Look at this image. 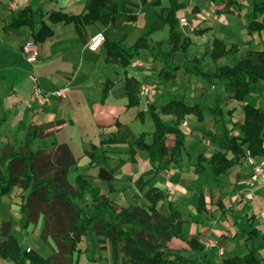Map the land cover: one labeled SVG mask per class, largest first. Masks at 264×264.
<instances>
[{
  "label": "trees",
  "instance_id": "16d2710c",
  "mask_svg": "<svg viewBox=\"0 0 264 264\" xmlns=\"http://www.w3.org/2000/svg\"><path fill=\"white\" fill-rule=\"evenodd\" d=\"M223 3L222 12L241 14L247 20V32L264 30V0L253 1L250 9L239 0H209ZM158 7L149 29L140 34L128 45L126 40L137 21V10L144 4ZM186 7L182 0H84L79 13H69L61 9H45L40 0H29L23 7L10 9V21L3 26L6 32L17 31L21 27L30 30L35 43L52 36V24L72 23L80 33V26L99 24L104 39L101 48L107 63H115L126 73L133 59L142 53L158 61L160 67L153 73L155 90L162 89L168 82H174L181 68L175 61L178 53H185L191 43L188 34L180 30L179 12ZM167 27V39L149 42V36L156 30ZM207 30L192 29L200 33ZM110 31L120 32L117 39L108 37ZM168 49L164 48L165 44ZM238 51V44H227L220 37L213 36L211 49L183 68L184 73L201 76L208 83L216 79L227 81L225 87L230 99L243 102V116L239 122L232 121L227 127L223 121L220 104L206 107L201 102L189 103L176 90L162 89L168 100L157 105L148 100L146 108L137 115L149 113L153 121L152 140L145 141L146 132L134 134L129 128L116 122V130L101 145L125 143L130 161H135L136 149L147 152L150 168L134 180L139 192L134 195L135 204L119 205L109 194L115 190V175L112 169L98 167L96 176L78 173L69 180V169L77 165V158L65 142L52 141L50 146L43 144L50 123L30 122L22 140L6 141L0 148V196H10L15 188L20 189L19 212L24 217L22 227H36L42 219L40 240L50 248V255L44 256L37 249L21 244L11 233V219L0 222V259L12 264H77L83 249L79 243L88 234L97 236L100 251L110 250L111 264H190L192 261L168 250L172 238L186 241L189 247L200 253L204 244L198 236L187 239L182 232L183 219L178 207L168 200L167 214L157 209L167 190L152 181V176L161 171L183 169L185 133L182 123L189 114H195L198 121L204 120L209 111L216 122L223 124L222 138L227 141L224 150L212 152L209 158L200 153L193 163L196 174H202L206 165L212 175L227 174L229 169L247 156L264 155V107L248 101L250 85L264 81V43L261 49H249L235 64H221L213 71L205 70L206 56L213 61L229 59ZM127 106L139 103V81L125 75ZM106 91V88H105ZM264 98V90L262 92ZM103 95H106L103 92ZM162 115L172 116L165 120ZM4 117H0L2 123ZM238 133H232L233 126ZM1 138V135H0ZM170 139V142H169ZM40 141L42 143H40ZM92 157V152H88ZM120 159V164H124ZM94 164V161H90ZM145 176H150L145 179ZM104 184V190L98 184ZM147 200L146 201H144ZM220 201V199H218ZM221 211L224 213L223 206ZM197 211L204 208V196L198 195ZM246 241L252 242L257 235L255 227L245 231ZM54 243V246L50 242ZM222 264H264V253L259 254L250 248L244 255H234L222 259Z\"/></svg>",
  "mask_w": 264,
  "mask_h": 264
},
{
  "label": "crops",
  "instance_id": "0c3cea01",
  "mask_svg": "<svg viewBox=\"0 0 264 264\" xmlns=\"http://www.w3.org/2000/svg\"><path fill=\"white\" fill-rule=\"evenodd\" d=\"M118 1L123 2L124 0ZM253 1L259 0H249L248 3L243 2L245 5H247V9H245V11L251 8L250 4ZM83 3L84 0H48V3L43 4V0H40V4L45 9L55 8L69 13H79L83 8ZM210 3L211 4L206 12L203 11L199 3L193 4V6L190 8V16H185L179 12V15L186 19L184 24L179 23L180 30L185 35H189L191 43L201 42L204 44V54L211 49L212 37L217 36V32L221 31L223 28L225 30L224 33L228 38L225 39V36L220 38H222L227 44H238V51L229 59L223 57L217 61H213L209 56H206L203 62L204 69L207 58L212 60L215 69L221 64H235L238 60L245 56L247 50L249 49H261L263 47L264 30L259 33L252 32L249 34L247 32V20L244 16L238 14L236 11L228 13L222 12L223 3L221 2ZM166 4L167 0H163V5ZM146 8H149L150 13L153 15L152 17L150 16L148 22L151 24L158 7H151L147 3L142 5L137 10L138 18L142 12L147 15V12L149 11H147ZM9 14L10 9L6 5V0H0V33L2 32L4 35L3 37L0 35V117H4L3 122L0 123L1 146H3L6 141H13L14 139L22 140L26 127L30 122L35 124L50 123L51 126L46 130V135L42 142L46 146H50L52 141L65 142L68 144L73 155L78 161L77 165L69 169V174L72 170H74L73 177H75L78 173H86L94 177L98 173L99 166H105L108 169H112L115 175V180L117 178L115 171L120 169L125 172L122 177V179L125 181L123 189L124 191L126 190L124 193H126V195L129 197L126 198V196L123 195V198L127 204L125 202L124 204H121L113 200L119 205L136 203L134 195L137 193L141 195L143 192L141 193L137 190L134 180L150 168L147 152L145 151V154L141 152L144 150L136 149L135 161L132 162L128 158V148L125 143L110 145L100 144L101 140L108 138L116 130V122H120L123 124V126L129 128L132 131L129 122L123 118L125 113L134 112V110H136L134 114L135 120L138 118L141 121V124L144 125L148 118L152 120L150 114L144 113L143 116H139L137 115V112L146 108L148 100H153L157 105H163L168 100V98L162 92V89L166 88L168 90H176L179 95L184 96L186 101L191 104L201 102L206 107H212L216 103L220 104L223 112V121L227 127L232 126V121L239 122L242 119L243 102L229 98L225 89L227 81L216 79L213 83H208L205 79H203L207 83H202L193 79V75L190 77L184 73L183 68L189 65L193 61L194 57H200L199 55H196L191 59L188 57L186 52L183 53L180 63L176 61L178 64H180L181 68L177 72L174 82H168L162 86V89H158L155 98L150 97L149 99L146 98L145 100L139 95L140 99L138 105L130 107L127 106L128 96L124 84L125 75L136 78L141 85L145 81H152L153 73L158 70L160 63L158 61L152 60L149 55L145 54L144 56V53L133 59L132 64L127 67L126 73H124V70L115 63H107L104 59L105 54L103 48L100 47L99 49V46L94 50L89 48L91 37L100 32L98 23L80 26V33L72 23L52 24L51 26L54 30L53 35L46 37L42 42L38 43L40 50V54L36 59L39 60V63L37 64L38 68H44L47 66V69L45 67V70L46 73L48 72L50 75L55 72L54 70H51L50 66H64L66 68V71L64 72L65 78L58 79L49 87H43L42 83L37 77L41 87L45 90H54L66 84L70 86V89L64 98H54L49 103L40 105L32 98L30 77L26 76V69L21 67L22 63L25 61L30 63L36 61H29L27 54L22 51L23 43L31 38L30 30L26 27H21L15 32H6L3 29V26L10 21ZM239 20H241L243 24H246V39L243 46L240 44L239 40L232 41L231 36H227V33L229 35V32L231 35L233 34L234 29H230V24L232 21L238 23ZM136 23L134 24V28L136 27ZM70 24L72 25L70 26ZM68 25L69 27H65ZM149 26L148 28H146L147 26H144V29L146 30L142 31L140 34L145 33L149 29ZM166 28L167 27H164L163 29ZM193 28H207V30L196 34L191 32ZM228 29H230V31H228ZM132 31L130 33H132ZM152 33L149 36V42L157 41L151 38ZM119 35L120 32L115 31H110L108 33V37L111 40L117 39ZM130 35L126 40L128 45L132 44L139 36L138 35L130 39ZM256 35L261 36L257 41V45H260V47L251 48ZM204 36L206 37L203 38ZM166 39L167 36L158 40ZM205 43H208V47L205 45ZM164 48L168 49L169 45L166 43ZM188 48L189 46L187 47L186 51ZM143 57L152 61L151 63L154 64V70L149 69V63L142 62L141 58ZM135 60L140 61V64H134ZM99 66L101 68L102 66H105L104 68H109L114 72V74L111 72L106 73L103 69L101 70L102 72L100 71L99 73ZM253 84L255 83H252L250 88ZM263 90L264 83L257 91L258 93L256 92L258 97L262 100V104L260 106L258 105L261 108L264 107V98L262 94ZM103 92L106 95H103ZM251 95L252 90L249 97ZM249 97L246 99L248 102ZM206 113H209L212 116L213 124L210 128L203 129L202 135L200 136V142H206L212 138H220L225 140L222 138L224 132L223 124L221 122H216L215 118L209 111ZM192 116L196 117L195 114L187 115L185 117L186 122L187 119ZM162 118L165 120H170L172 116L162 115ZM204 120L202 122H204ZM149 125L150 123H148L146 129L132 132L134 134L146 132L145 141L150 143L152 140L151 132L153 131V128L151 129ZM186 126H188V123L186 125H181L185 134L187 133V130L185 129ZM231 131L232 133L239 132L236 125L233 126ZM225 142L226 148L227 141L225 140ZM225 148H221L219 150H224ZM75 149H78L76 153ZM217 149L218 147H213L209 150L201 151L195 156L189 155L188 162L184 161L183 154V169L177 171H161L152 176V181L160 188L167 190V186H174L173 193L168 191L166 193V195H169L167 202L168 200H171L178 207L183 219V234L187 239L196 235L198 236L199 242L204 244L203 251L198 253L192 250L184 240L178 238H172L169 240L167 246L168 250L172 253L180 254L183 257L190 259L192 261L190 264H222V259L226 257L244 255L250 249V242L245 240V231L252 227L257 229V226L254 225L255 220H258V222L264 224L257 218L256 215H254V213L257 214L256 212H252L251 214L245 213L243 215V211H241V208L243 207L242 203L248 202L255 197L254 192L256 191V185H253V180H258L253 175V166L264 161V155L254 157L247 156L241 158L239 162L234 164L229 169L227 174H222L229 176L226 182H224L225 180L220 182V177L222 175H219L218 177L212 175L219 180L218 186H215V184L211 185L208 180L204 182L206 183V185H204L203 182H200V177L205 173L211 172V168L209 165H206V170L204 173L196 174L193 170V163L196 161V158L200 153L209 158L212 152L218 151ZM88 152H92V157L88 154ZM120 159L125 161L124 164H120ZM91 160L94 161V164H90ZM109 160H114L116 164H113L111 167H107L105 162ZM132 170L135 171L132 172ZM186 172L192 179H195L194 185L184 184L182 182L173 183L169 179L163 180V182L165 181V184H161L163 183L161 182L162 176L169 178L172 175L178 174L179 177H181ZM149 177L150 176H145V179ZM69 180L73 181V179L71 180L70 178ZM195 193L197 194V202L199 193L203 194L204 208L200 211H197L196 202V214L191 215L192 209L188 207L186 203L188 202L190 194H192L193 198H195ZM229 194H232L231 201L227 202L222 197L228 196ZM109 196L111 198V194H109ZM6 199V206L8 208H13L19 211V196L15 200L11 193ZM218 199H220V201H218ZM162 200L158 202L157 209L160 212L167 214L168 210L162 211L159 209V204ZM237 200H241V202L236 204ZM8 201L11 202V204ZM144 201L147 202L145 199ZM220 206L224 207V213L221 211ZM260 211H264V209L260 208L259 212ZM210 212L213 218L208 216V213ZM184 213L187 214V217H184ZM214 214H218L220 217L227 216L228 218L222 221L220 220V217L218 219ZM9 219L12 221L11 217ZM3 220L8 219L0 218V222ZM244 220L246 222L245 224L247 225L241 227L240 222H243ZM185 222H188V228L186 230H184ZM42 225L43 221L40 219L36 227L29 225L28 228L24 230L27 232V234L34 232L39 233ZM207 237H209L211 241L215 242L213 246H207L205 244V239ZM234 238L239 241H244V251H246L244 254H232L234 252L230 250V252H226V239ZM50 243L52 246H54L52 241ZM25 245L32 247L29 244ZM251 248L255 247L252 246ZM37 250L44 256H48L51 253L50 248L45 245L42 247V249L38 248ZM257 252L259 254L264 253V234L263 242L260 244V249L257 250ZM108 256L110 257L109 249L101 252L100 257L106 259ZM8 264L12 263L8 261Z\"/></svg>",
  "mask_w": 264,
  "mask_h": 264
},
{
  "label": "rangeland",
  "instance_id": "374dc122",
  "mask_svg": "<svg viewBox=\"0 0 264 264\" xmlns=\"http://www.w3.org/2000/svg\"><path fill=\"white\" fill-rule=\"evenodd\" d=\"M183 1L186 3L187 6H186V8H184L180 11V14H183L185 16L191 15L190 8L195 3H199L200 6L202 7L203 11H205V12L208 10V7L211 4L209 0H183ZM241 1L244 3L249 2V0H241ZM46 3H48V0H43V4H46ZM6 5L9 8V5L7 2H6ZM146 9L149 12H147V15L143 12L139 15L138 21L136 23V27L133 29L132 33H130L131 35L129 34L130 39L135 37V36H138L142 31L146 30V29H144V26H147L146 28H148V26L150 24V23H148L149 18H150V16L152 17L153 15L150 13L149 8H146ZM71 25L72 24H70V26ZM245 26H246V24H243L241 20H239L238 23L232 21V23L230 24V29L232 28V29H234V31H233L232 35L230 32H229V35L227 33V36H229V37L231 36L232 41L239 40L240 44L243 46L244 41L246 39ZM65 27H69V25L65 26ZM230 29H228V31H230ZM186 31H189V30H186ZM224 31L225 30L222 28L221 31L217 32L216 35L218 37H224L225 36V39L228 38V37H226ZM0 35L2 37L4 36L2 34V32L0 33ZM166 36H167V28L153 32L151 35V38L153 40H158L161 38H165ZM205 37L206 36H204L203 38H205ZM260 37L261 36H259V35L255 36L253 43L251 45V48L260 47V45H257V41L260 39ZM205 45L208 47V43H205ZM100 47H101V45H99V49H100ZM203 49H204V44H202L201 42H193L189 45V48L186 51V54L188 55L189 58L192 59L193 56H196V55L201 56L203 54ZM144 56H145V54H144ZM182 57H183V53H178L176 55L175 61L180 63ZM141 60L143 63L144 62L149 63V66H148L149 69L154 70L153 69L154 64L151 63L152 61H150V59L143 57V58H141ZM38 63H39V60H36L33 63L26 62V61L22 63L21 67L26 69V72H27L26 76L30 77V81H31V76H36L39 78L43 87H49L52 84H54L58 79L65 78L64 72L66 71V68L64 66H61V67H57L54 65L50 66L51 70L55 71L53 74L50 75V74H48V72L46 73L45 67L47 69V66H45L44 68H38V65H37ZM99 64L101 65L100 62H99ZM102 65H104V64H102ZM104 67L105 66H102V68H101L99 66V73L103 69L104 72H106V73L111 72L114 74V72L111 71L109 68H104ZM213 69H214V63L212 62L211 59L207 58V61L205 63V70H213ZM187 75L190 77L192 76L189 74H187ZM192 78L195 79L196 81H199L202 83L206 82L203 80V78L196 76V75H193ZM263 83H264V81H258L257 83H255L251 86L252 95L249 97V102L256 105V106H258V105L260 106L262 104V100L258 97L257 91L261 88ZM195 85H197V84H195ZM156 93H157V90H153V92L149 95L148 99L150 97L155 98L157 95ZM135 111L136 110H134V112H128V113H125L123 115V118L129 122V125H130L132 131L137 132L139 130L146 129L148 126V123H150L149 126L152 129L153 128L152 120L150 118H148L147 122L144 125H142L141 121L138 118L135 120V118H134ZM146 114H148V113H146ZM187 123H188V126L185 127V129L187 130V133L185 134V150L183 152L185 162H188L189 155L195 156L199 152L209 150L210 148H213V147H218L217 150H219L221 148H225L226 142H225V140H222L220 138H212V139L207 140L206 142H200V136L202 135L203 129L210 128L213 124L212 116L209 113H206L204 122H199L195 116H192V117H189L187 119ZM190 131H191V133H190ZM40 143H42V142L40 141ZM0 147H2L1 143H0ZM77 151H78V149H75V153ZM119 151H121V150H119ZM141 152L145 154V151H141ZM113 164H116V162L114 160H109V161L105 162V165L107 167H111ZM134 171L135 170H132V172H134ZM73 174H74V170H72L71 173L69 174L70 175L69 178L71 180L74 179ZM115 174H116L117 178L114 181L115 190L112 193H110L111 199L118 202V203L124 204V202L126 203V201L123 198V195H125L126 198L129 197L128 195H126V193H124V192H126V190L124 191V189H123L125 181L122 179V177L125 174V172L123 170L118 169L117 171H115ZM195 177H197V176H195ZM228 177L229 176H227V175H222L220 177V179H221L220 182H222L224 180H225L224 182H226ZM166 179H169L173 183L182 182L184 184H193V185L195 184V179H192L187 174V172L184 173L181 177H179L178 174L172 175L169 178L162 176L161 182H163V180H166ZM206 180H208L211 185L215 184V186H218V184H219V180L217 178L213 177L211 172L205 173L200 177V182H203L204 185H206V183H204ZM98 184L104 190V184L101 182H98ZM161 184L162 185L165 184V181ZM253 185H256L255 186L256 191L254 192L255 197L253 199L249 200L248 202L242 203L243 207L241 208V211H243V215L245 213L251 214L252 212L258 213L260 208L264 209V184H262L259 181L253 180ZM19 194H20V190L18 188H15L14 191L12 192L13 198L15 200L18 198ZM231 196H232V194L231 195L229 194L228 196H223L222 198L225 201L230 202ZM6 198H7V196L0 197V216H1L0 218H3V219H9L10 217L12 218V221H11L12 225L11 226H12L13 235H15V237H17L19 242H21V243L23 242L22 243L23 245L29 244L30 246H32L35 249L36 248L42 249V247L44 245L47 246L46 244H44L40 240V237H39L40 232L39 233L34 232V233L27 234V232L22 227L23 216L20 214L19 211L15 210L13 208H8L6 206V203H7ZM167 198H169L168 194L166 195L165 199H163L161 201V203L159 204V209L162 211L168 210L167 205H166L167 204ZM4 199H6V200H4ZM196 202H197V194L195 193V198H193L192 194H190L188 202L186 203V205L192 209L191 215L196 214V209H195ZM239 202H241V200H237L236 204H238ZM9 203L11 204V202H9ZM165 205H166V208H165ZM208 214H209L208 216L213 218L211 216V212ZM214 215H215V217H217L219 219L220 216H218V214H214ZM254 215H256V214L254 213ZM184 217H187L186 213H184ZM227 218H228L227 216H221L220 220L223 221V220H226ZM214 220H215V218H214ZM245 223H246L245 220L243 222L241 221L240 226L243 227V226L247 225ZM254 225L257 226L258 235L254 238V240H252V242L249 243V248L254 246L257 250H259L260 244H262V242H263L264 224L258 222V220H255ZM184 226H185L184 230H186L188 228V222H185ZM208 241H211L209 237H207L205 239V242H208ZM226 241H227V243H226V245H227L226 250L227 251L226 252L232 251V252H234L232 254H244L246 252V251H244V248H245L244 241H239L236 238L226 239ZM213 243H215V242H213ZM42 244H44V245H42ZM79 246L83 247L82 248L83 252L80 254L77 264H111L112 263L111 257L108 256V257H106V259L100 257L102 251H100V249H99V244H98L96 235H94V234L86 235L85 237H83ZM103 254H105V253H103ZM108 260H110V261H108ZM107 261H108V263H107ZM0 264H8V261L4 260V259H0Z\"/></svg>",
  "mask_w": 264,
  "mask_h": 264
},
{
  "label": "built area",
  "instance_id": "2783aa9c",
  "mask_svg": "<svg viewBox=\"0 0 264 264\" xmlns=\"http://www.w3.org/2000/svg\"><path fill=\"white\" fill-rule=\"evenodd\" d=\"M29 0H6L10 9H18L23 7ZM180 24H184L186 19L181 17L179 20ZM104 37L101 32L96 33L90 39L89 48L96 49ZM22 51L27 54L29 61H34L40 54L39 46L32 39L27 40L22 45ZM134 64H140V61L135 60ZM70 86L68 84L58 87L54 90H45L41 87L38 78L36 76H31V94L32 98L40 105H45L49 103L52 99H62L64 98ZM155 90V84L153 81H145L139 87V95L146 99ZM186 120L183 121L182 125H186ZM177 171L178 169H172ZM254 177L264 184V161L257 163L253 166ZM167 191L170 193L174 192V186H167ZM257 218L264 223V211H260L256 214ZM207 246H213V241L205 242Z\"/></svg>",
  "mask_w": 264,
  "mask_h": 264
}]
</instances>
